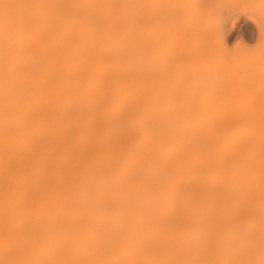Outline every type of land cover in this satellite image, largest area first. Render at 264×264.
Here are the masks:
<instances>
[{
    "label": "bare ground",
    "instance_id": "obj_1",
    "mask_svg": "<svg viewBox=\"0 0 264 264\" xmlns=\"http://www.w3.org/2000/svg\"><path fill=\"white\" fill-rule=\"evenodd\" d=\"M154 5L0 0V264H264V104L181 111Z\"/></svg>",
    "mask_w": 264,
    "mask_h": 264
},
{
    "label": "rangeland",
    "instance_id": "obj_2",
    "mask_svg": "<svg viewBox=\"0 0 264 264\" xmlns=\"http://www.w3.org/2000/svg\"><path fill=\"white\" fill-rule=\"evenodd\" d=\"M154 4L148 25L155 32L158 67L161 70L163 57L169 54L176 88L171 100L181 111L197 113L206 107L209 112L238 114L263 106L264 0H154ZM157 82L160 85L161 80Z\"/></svg>",
    "mask_w": 264,
    "mask_h": 264
}]
</instances>
